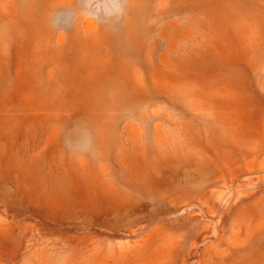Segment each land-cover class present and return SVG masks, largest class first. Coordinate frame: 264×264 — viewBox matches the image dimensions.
I'll list each match as a JSON object with an SVG mask.
<instances>
[{
    "label": "rangeland",
    "instance_id": "obj_1",
    "mask_svg": "<svg viewBox=\"0 0 264 264\" xmlns=\"http://www.w3.org/2000/svg\"><path fill=\"white\" fill-rule=\"evenodd\" d=\"M76 6L0 0V264H264V0Z\"/></svg>",
    "mask_w": 264,
    "mask_h": 264
},
{
    "label": "clouds",
    "instance_id": "obj_2",
    "mask_svg": "<svg viewBox=\"0 0 264 264\" xmlns=\"http://www.w3.org/2000/svg\"><path fill=\"white\" fill-rule=\"evenodd\" d=\"M126 12V0H77L74 8H65L54 12L50 18L53 27H60L65 18L75 22L78 19L87 18L98 24L111 27L118 22ZM65 147L70 152L91 151L92 141L89 136L77 142L65 139Z\"/></svg>",
    "mask_w": 264,
    "mask_h": 264
}]
</instances>
